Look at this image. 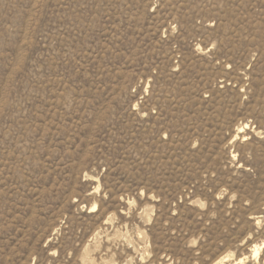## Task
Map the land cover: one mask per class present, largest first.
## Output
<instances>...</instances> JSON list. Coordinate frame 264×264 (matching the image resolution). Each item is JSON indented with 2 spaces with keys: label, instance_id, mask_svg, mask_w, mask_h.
<instances>
[{
  "label": "rangeland",
  "instance_id": "1",
  "mask_svg": "<svg viewBox=\"0 0 264 264\" xmlns=\"http://www.w3.org/2000/svg\"><path fill=\"white\" fill-rule=\"evenodd\" d=\"M0 264H264V0H0Z\"/></svg>",
  "mask_w": 264,
  "mask_h": 264
}]
</instances>
